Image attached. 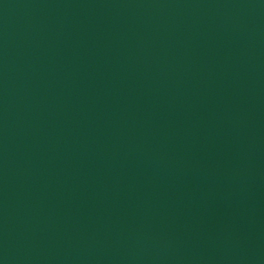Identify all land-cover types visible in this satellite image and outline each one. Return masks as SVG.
<instances>
[{
  "label": "water",
  "instance_id": "water-1",
  "mask_svg": "<svg viewBox=\"0 0 264 264\" xmlns=\"http://www.w3.org/2000/svg\"><path fill=\"white\" fill-rule=\"evenodd\" d=\"M0 264H264V0H0Z\"/></svg>",
  "mask_w": 264,
  "mask_h": 264
}]
</instances>
